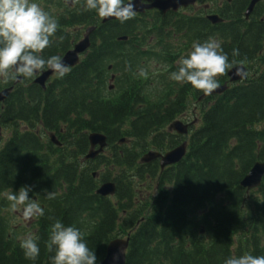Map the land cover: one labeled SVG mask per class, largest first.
<instances>
[{
	"label": "trees",
	"instance_id": "1",
	"mask_svg": "<svg viewBox=\"0 0 264 264\" xmlns=\"http://www.w3.org/2000/svg\"><path fill=\"white\" fill-rule=\"evenodd\" d=\"M37 2L58 23L45 57H62L86 28L97 29L81 63L63 78L55 76L46 90L33 83L34 77L18 85L0 81V91L13 86L0 104V129L11 130L0 150V264H31L19 247L26 228L22 233L13 228L2 195L22 186L32 188L29 195L45 211L33 225L40 247L35 264H50L54 250L47 242L56 219L81 230L99 263L108 243L127 235L125 264H223L230 255H264V178L249 196L240 186L254 164L264 162V127L259 128L264 124V37L253 30L261 27L240 21L245 35L206 23L207 36L189 35L197 24L184 16L135 15L102 25L82 0ZM247 2L234 0L227 10L232 19L242 17ZM209 37L220 41L232 67L245 64L250 77L203 101L210 104L201 109L200 128L179 164L162 172L157 162L141 164L149 151L179 144L166 128L202 92L170 80L169 73L193 41ZM227 70L219 84L227 81ZM50 133L61 147L50 142ZM91 133L106 135L111 151L96 164L83 162ZM123 139L126 144H120ZM111 180L117 188L114 202L96 195L98 185ZM152 182L155 200L139 198L138 187L153 190Z\"/></svg>",
	"mask_w": 264,
	"mask_h": 264
},
{
	"label": "clouds",
	"instance_id": "2",
	"mask_svg": "<svg viewBox=\"0 0 264 264\" xmlns=\"http://www.w3.org/2000/svg\"><path fill=\"white\" fill-rule=\"evenodd\" d=\"M74 2L65 0L66 4ZM145 2L139 0L141 4ZM82 3L86 11L94 12L97 17L113 18L120 23L136 15V0H82ZM57 28V19L37 0H0V81L27 80L45 68L63 78L69 69L62 58L42 54L52 45ZM231 67L220 41L209 37L203 42H192L191 50L179 59L178 67L169 73V79L190 84L203 95H210L220 86L218 77ZM140 74L143 75V70ZM235 74L242 75V70L237 68ZM31 191L30 186H22L17 191L2 194L8 209L18 212L25 222L45 215L40 202L29 195ZM45 195L51 198L53 194L46 192ZM38 241L35 233H27L19 240L24 258L31 264H35L40 254ZM47 247L50 252L54 250L50 264H99L96 252L87 246L81 230L66 226L59 219L51 224ZM118 259L114 255L113 264H117ZM223 264H264V255H230Z\"/></svg>",
	"mask_w": 264,
	"mask_h": 264
},
{
	"label": "water",
	"instance_id": "3",
	"mask_svg": "<svg viewBox=\"0 0 264 264\" xmlns=\"http://www.w3.org/2000/svg\"><path fill=\"white\" fill-rule=\"evenodd\" d=\"M147 1V0H146ZM260 0H251L249 9L247 11L246 17L249 16L255 5ZM196 0H155L150 5H144L139 3V0H136V6L134 10L136 13H144L146 10H158L163 13L167 12H177L182 7H187L193 5ZM209 20L215 24L218 23L219 20L216 16L209 17ZM116 21L113 18H102L101 23L107 24L109 22ZM96 31L95 26L88 27L85 30V34L78 43H76L71 50H69L63 57L62 60L65 65L68 66V69L74 68L80 63V57L83 56L91 46V36ZM120 40L125 41L126 38H122ZM240 68L242 70V75L237 76L236 69ZM56 75L50 69L42 71L39 75H37L34 84L40 86L42 89H46V84L50 80L52 76ZM227 76L231 83L239 82L246 78V69L244 66L240 65L237 67H233L227 73ZM21 79H17V83H19ZM228 89L227 85L220 86L218 89L214 90L210 95H204V97L214 96L223 94ZM12 92V88L4 89L0 92V103L4 102L10 93ZM189 125H185L182 122H174L168 128L170 132H176L179 135H187L188 134ZM50 140L57 146H60V143L56 140L54 135L50 136ZM88 141L90 144V150L88 155L85 157L86 161H94L97 157H99L104 150L108 147L107 137L101 133H92L88 137ZM124 143V140L121 141ZM187 144L183 143L179 147L165 153L160 154L157 152H149L144 155L142 158V162L149 164L155 160H160V167L163 170L167 166H173L178 164L186 154ZM264 176V163H256L253 168L249 171L248 175L242 180L241 187L250 191L252 189L258 188L261 185L262 179ZM116 184L113 182L103 183L96 194L102 198H106L109 196H114L116 193ZM130 238L126 239L118 238L116 240H112L108 243L105 251V257L99 264H113L112 257L118 256L117 264H125L126 263V253L129 248Z\"/></svg>",
	"mask_w": 264,
	"mask_h": 264
},
{
	"label": "flooded vegetation",
	"instance_id": "4",
	"mask_svg": "<svg viewBox=\"0 0 264 264\" xmlns=\"http://www.w3.org/2000/svg\"><path fill=\"white\" fill-rule=\"evenodd\" d=\"M154 0H147L144 5H150ZM232 3H234V0H196V2L193 5L187 6V7H182L179 9L178 12H176L174 17H186L187 19H194L196 22V27L195 29H189L187 32L189 35L192 34L194 31L196 34H201L202 36H207V31L203 29L204 24L210 23L212 26H224L227 28H233V33L236 34H245L247 33L246 30H242L239 28V22L244 21L249 25V27H261L260 31H257L255 29L254 32L255 34H260L261 37H264V0H260L251 13L249 14L248 17H246L247 11L249 9L251 0L246 3L244 6V12L242 14V17L240 19H232V14L230 12H227V10L230 8L232 9ZM159 13L162 16H166L167 14L160 13L156 10H146L144 14H141V17L144 16L149 17L152 15L149 14H155ZM211 16H216L218 18L219 22L213 24L210 20L209 17ZM174 22L176 23V20L174 19ZM175 27V25H174ZM176 28V27H175ZM250 33H253V31H250ZM21 83V82H20ZM16 85V81L14 83ZM11 87V86H10ZM13 87V86H12ZM9 88V87H8ZM187 115V112H185L182 116L184 120L186 121L187 118L185 117ZM194 127V125H193ZM0 132L2 130L0 129ZM108 152L110 154V148H107L104 152ZM108 156V155H107ZM88 163V162H87ZM94 164L96 161L93 162ZM160 169V168H159ZM93 177H96L95 175ZM151 195V194H150ZM157 195V191H155L154 195L149 196L148 199H150V202L154 201ZM112 202L115 201V196H109L108 197ZM147 200V199H146Z\"/></svg>",
	"mask_w": 264,
	"mask_h": 264
},
{
	"label": "rangeland",
	"instance_id": "5",
	"mask_svg": "<svg viewBox=\"0 0 264 264\" xmlns=\"http://www.w3.org/2000/svg\"><path fill=\"white\" fill-rule=\"evenodd\" d=\"M210 103L207 104V106ZM201 106L203 107V105H197V101L192 100V102L190 103L189 107H188V113L185 116L187 118L186 121H183L184 123H190V122H196L197 127L199 126V121H200V108ZM182 121V120H181ZM264 124L260 125L259 128H263ZM11 136V130H2V132H0V150L3 148V146L5 145V143L9 140ZM104 155L107 156L108 152H104ZM96 164V163H95ZM97 173H101V169L96 170ZM117 171L114 172V174H116ZM151 186L154 187L153 190H148L147 186H142V188L138 187V191L137 194L140 197H144L145 199H148L149 196L154 195L155 194V188L157 186L156 182H152L150 183ZM147 189V190H146ZM151 194V195H150ZM35 223V218H33L32 220L25 222L21 217L20 214L17 213H11V225L13 226V228L17 229L18 232L22 233L23 231L20 228H26L24 230V234L27 233H34V229H33V225ZM125 238V237H122Z\"/></svg>",
	"mask_w": 264,
	"mask_h": 264
},
{
	"label": "bare ground",
	"instance_id": "6",
	"mask_svg": "<svg viewBox=\"0 0 264 264\" xmlns=\"http://www.w3.org/2000/svg\"><path fill=\"white\" fill-rule=\"evenodd\" d=\"M121 239H123V238H121ZM116 240V239H115Z\"/></svg>",
	"mask_w": 264,
	"mask_h": 264
}]
</instances>
